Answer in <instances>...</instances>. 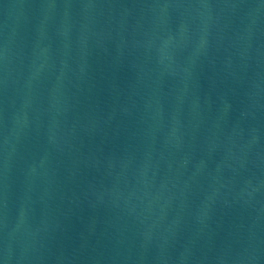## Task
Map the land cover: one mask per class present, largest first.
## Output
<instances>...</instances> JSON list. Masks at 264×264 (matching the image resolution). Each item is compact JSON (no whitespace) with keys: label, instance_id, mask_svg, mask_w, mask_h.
Returning a JSON list of instances; mask_svg holds the SVG:
<instances>
[{"label":"water","instance_id":"1","mask_svg":"<svg viewBox=\"0 0 264 264\" xmlns=\"http://www.w3.org/2000/svg\"><path fill=\"white\" fill-rule=\"evenodd\" d=\"M0 264H264V0H0Z\"/></svg>","mask_w":264,"mask_h":264}]
</instances>
